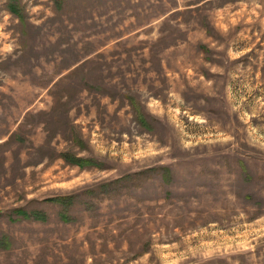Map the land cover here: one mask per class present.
<instances>
[{
  "label": "rangeland",
  "instance_id": "rangeland-1",
  "mask_svg": "<svg viewBox=\"0 0 264 264\" xmlns=\"http://www.w3.org/2000/svg\"><path fill=\"white\" fill-rule=\"evenodd\" d=\"M0 264H264V0H0Z\"/></svg>",
  "mask_w": 264,
  "mask_h": 264
},
{
  "label": "trees",
  "instance_id": "trees-1",
  "mask_svg": "<svg viewBox=\"0 0 264 264\" xmlns=\"http://www.w3.org/2000/svg\"><path fill=\"white\" fill-rule=\"evenodd\" d=\"M14 9V7H12ZM10 10L12 11V9L10 8ZM15 10V9H14ZM73 163L77 166H85V165H93V160L92 158H85V159H74Z\"/></svg>",
  "mask_w": 264,
  "mask_h": 264
}]
</instances>
